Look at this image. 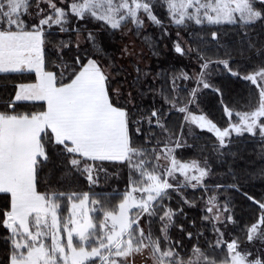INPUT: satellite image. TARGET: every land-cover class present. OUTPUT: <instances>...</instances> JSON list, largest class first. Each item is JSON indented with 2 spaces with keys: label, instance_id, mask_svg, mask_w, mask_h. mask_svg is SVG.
<instances>
[{
  "label": "snow or ice",
  "instance_id": "snow-or-ice-1",
  "mask_svg": "<svg viewBox=\"0 0 264 264\" xmlns=\"http://www.w3.org/2000/svg\"><path fill=\"white\" fill-rule=\"evenodd\" d=\"M0 264H264V0H0Z\"/></svg>",
  "mask_w": 264,
  "mask_h": 264
}]
</instances>
